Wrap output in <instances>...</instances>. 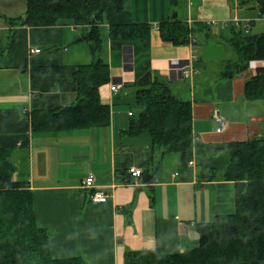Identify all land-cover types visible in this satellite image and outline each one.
Instances as JSON below:
<instances>
[{
  "label": "crops",
  "instance_id": "crops-1",
  "mask_svg": "<svg viewBox=\"0 0 264 264\" xmlns=\"http://www.w3.org/2000/svg\"><path fill=\"white\" fill-rule=\"evenodd\" d=\"M26 2L0 0V147L11 149L15 179L30 183L35 219L49 232L52 257L125 264L127 251L172 255L198 247L197 225L236 210L235 182L223 178L227 145L264 137V100L245 97L246 82L264 61L224 78L226 64L236 58L228 52L219 59V44L210 40L217 36L232 50L234 21L253 29L256 20L264 21L259 9L252 17L241 14L240 0H123L121 13L101 26L110 81L100 87V98L110 108V124L42 134L32 129L31 110L77 101L73 74L93 61L84 38L90 27L72 21L19 26L12 49L2 57L11 31L7 18L24 15ZM174 14L191 29L186 44L161 36L160 25ZM130 23L152 27L148 45L108 37L109 26ZM157 78L192 104L193 165L184 166L178 154L162 155L149 132L126 134L136 91ZM116 84L121 88L113 92ZM218 117L226 122L221 131ZM130 167L141 169L142 177L133 178ZM90 174L97 189L111 192L107 202H91L82 188ZM146 174L152 180L144 182Z\"/></svg>",
  "mask_w": 264,
  "mask_h": 264
},
{
  "label": "trees",
  "instance_id": "trees-1",
  "mask_svg": "<svg viewBox=\"0 0 264 264\" xmlns=\"http://www.w3.org/2000/svg\"><path fill=\"white\" fill-rule=\"evenodd\" d=\"M254 1L264 17V0H240L245 7ZM22 16L7 18L10 30L2 57L13 47L19 26H54L64 21L90 27L93 61L76 68L77 101L64 107L31 110L32 129L48 134L63 130L106 127L110 108L100 98V87L110 81L109 64L102 58V24L123 10V0H27ZM108 37L114 41L150 42L152 27L147 23L114 24ZM162 38L173 44L190 40V27L177 18L159 27ZM232 26L228 39L236 60L229 61L224 78H233L252 61H264V31ZM248 100H264V67L245 85ZM135 112L126 134L149 132L162 155L178 154L184 166L193 159L192 104L177 97L159 78L135 93ZM227 167L223 178L235 182L236 210L197 225L199 246L182 253L164 255L157 251H127L125 264H264V137L234 141L226 147ZM16 165L11 149L0 147V264H87L82 257L55 259L51 255L49 232L38 226L34 198L27 180L15 179ZM155 169H153L154 171ZM215 177L216 173L213 174Z\"/></svg>",
  "mask_w": 264,
  "mask_h": 264
},
{
  "label": "built area",
  "instance_id": "built-area-1",
  "mask_svg": "<svg viewBox=\"0 0 264 264\" xmlns=\"http://www.w3.org/2000/svg\"><path fill=\"white\" fill-rule=\"evenodd\" d=\"M234 22H235V26L245 28L246 31H248L250 29V25H251L250 23L242 24V22L240 20H235ZM30 52L32 54L33 53H40L41 49H32V50H30ZM183 74L186 77L191 76V73L189 70L183 71ZM120 88H121V85L116 84V85H113L111 87V90L113 92H118L120 90ZM217 120L221 124V128L218 130L221 131L222 128H224L226 126V122L220 117H218ZM193 163L194 162L192 160L189 162L190 165H193ZM128 172L135 179H139L143 175L142 174L143 171L137 167H130ZM82 188L85 190H88L89 198H90L91 202H93V203H105L111 197V192L96 188V179H95V176L93 174H90V176L85 178V180L82 183Z\"/></svg>",
  "mask_w": 264,
  "mask_h": 264
},
{
  "label": "rangeland",
  "instance_id": "rangeland-1",
  "mask_svg": "<svg viewBox=\"0 0 264 264\" xmlns=\"http://www.w3.org/2000/svg\"><path fill=\"white\" fill-rule=\"evenodd\" d=\"M255 4H254V1L253 2H250V4H248V5H246L245 7H242V9H240L241 10V14H243V13H249V14H251V16L252 17H258V9L255 7V8H253V6H254ZM252 6V7H251ZM183 13L181 12V14H180V16H179V19H183ZM229 29H227V31H228ZM264 31V21H262V20H256V25L253 27V29H252V31H251V33L252 34H257V33H261V32H263ZM202 39H204L203 37H202ZM201 39V40H202ZM210 42L214 45V44H219V45H217L216 47H219V49H217V51H218V53H217V57L219 58V59H224V58H226L227 56H228V52H230L231 53V55H232V57L233 58H237L236 57V54L232 51V50H230V48H229V45L227 44V43H225L224 41H222V39L221 38H217V36L216 37H212L211 38V40H210ZM220 42H222L223 43V46L221 45V43ZM214 48V47H213ZM215 49V48H214Z\"/></svg>",
  "mask_w": 264,
  "mask_h": 264
},
{
  "label": "water",
  "instance_id": "water-1",
  "mask_svg": "<svg viewBox=\"0 0 264 264\" xmlns=\"http://www.w3.org/2000/svg\"><path fill=\"white\" fill-rule=\"evenodd\" d=\"M173 18H174V19L176 18V14L173 15ZM150 180H152V178H151V176H150L149 174H146V175L144 176V178H143V181H144V182H148V181H150Z\"/></svg>",
  "mask_w": 264,
  "mask_h": 264
}]
</instances>
